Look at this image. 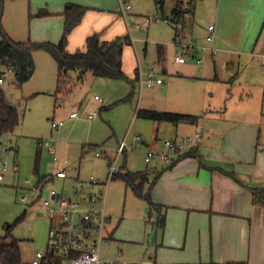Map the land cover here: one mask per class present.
Segmentation results:
<instances>
[{"label": "rangeland", "instance_id": "obj_1", "mask_svg": "<svg viewBox=\"0 0 264 264\" xmlns=\"http://www.w3.org/2000/svg\"><path fill=\"white\" fill-rule=\"evenodd\" d=\"M7 2H0L6 31L15 41L37 42L30 35L34 26L32 20L37 19L29 17L25 1H22L23 17L18 3L12 2L8 8ZM188 2L184 1L186 5ZM129 3L132 10L127 16L130 25L128 27L126 22V26L130 29L132 49L125 57L128 79L109 80L88 74L82 82L73 72L60 89L57 65L54 63L53 70L48 69L47 60L52 62L51 57L43 50L34 52L36 71L29 82L20 86L11 71L2 75L4 83L0 86L10 103L19 109L21 124L14 133L0 139V238L11 227V234L20 241L24 264H30L35 252L46 250L50 220L38 213L44 208L43 201L50 199V191L63 192L76 199L75 190L81 186L90 188L91 177L108 184L106 214L111 218L114 232L118 230L134 239L139 234L142 236L141 242H129L124 248L112 240L109 245L102 246V256L107 260L116 259L118 252H122L126 264L142 260L155 233L146 223L149 205L124 181L112 179L107 183V159L96 156L97 153L112 156L119 143L126 140L127 154L119 161L121 168L126 165L125 170L134 173L147 167L150 170L157 164L153 160L148 166L141 144L134 142L136 135L149 140L158 126L154 121L139 117V110L185 113L184 109H188L186 97L190 93L191 97L204 104L208 102V107H216L227 89H231L230 81L234 77H237L235 94L251 95L244 106H251L255 112V108L263 105L264 72L256 71L258 58L251 60L245 54L253 52L256 45L257 49L262 46L264 51V0H196L191 14L193 40L185 28L177 41L174 39L176 24L172 20L169 23L164 20L154 0H130ZM173 5V0H166L165 11L169 19ZM139 14L158 19L147 30L137 29L138 18L135 15ZM210 25L215 27V38L213 43L207 44L206 30ZM178 26L182 34V25ZM218 40L224 43L215 44ZM179 42L187 45L193 42L196 51L202 46H211L217 50V55L200 49L199 56L179 64L176 57L184 56L182 47L176 45ZM162 45L165 60L160 63L159 48ZM228 55L232 59L226 60ZM207 56L215 58L214 68L209 65ZM197 59H203L201 66L195 63ZM136 67L145 80L154 69V78H161L164 84L145 85L141 89L140 81L133 75ZM95 96L100 97L101 103L95 101ZM223 107L224 113L229 104ZM75 110L81 117L74 126L68 116ZM93 111L97 112L98 119L86 120L84 115ZM61 120L65 125L53 133L52 122ZM51 138L55 139L54 149L37 148L40 140ZM56 157L67 161L68 179H55L53 183H46L42 191L33 193L32 188L39 179L54 171ZM3 164H6V171L2 170ZM36 169L39 175L35 174ZM24 196L28 197L25 202L22 201Z\"/></svg>", "mask_w": 264, "mask_h": 264}, {"label": "crops", "instance_id": "obj_2", "mask_svg": "<svg viewBox=\"0 0 264 264\" xmlns=\"http://www.w3.org/2000/svg\"><path fill=\"white\" fill-rule=\"evenodd\" d=\"M7 1L6 7L8 8L11 7L12 2L20 5L21 16L24 5L22 1H25V9L28 11L29 17L37 19L32 20L36 30L33 26L30 34L31 38L37 42H50L53 44H58L63 36L66 9L72 4L84 7L86 12L81 23L68 36L67 50L69 52L84 51L87 38L93 34H99L100 38L105 41L129 36L130 42L124 45L122 53V70L124 73L127 72L125 57L127 52L132 49V40L128 24V27L126 26L127 21L123 19L120 12L119 0ZM194 3L191 5L190 11L183 16L182 24H180L182 25V34L179 31V26L177 30L175 28V41L180 35H183L185 28L187 34L193 40L194 28L191 25V14L194 10ZM157 11L160 12L158 9ZM164 12L166 14V11ZM40 13L44 14L39 15ZM135 16L138 18L145 15ZM166 17L169 18V15L166 14ZM164 20L169 23L166 19ZM4 23H6L5 20ZM206 32H208V29ZM221 42L223 41L221 40ZM221 42L218 40L215 44L222 45ZM207 44L210 43L207 42ZM176 45L182 47L184 44L179 42ZM160 47L162 48L164 61L165 48L163 45ZM255 47L253 52L245 55L251 60L258 58L256 71L261 73L264 72L262 66L264 51L262 46L259 49H257V45ZM194 49H192L191 56L187 57L184 62H176L185 64L188 60L199 56L200 51L198 50L202 48H197V51ZM212 55L215 56L217 53H212ZM50 57L52 62L47 60V65L49 70H53L56 61L51 55ZM231 57L228 55L226 60L232 59ZM207 58L209 65L214 68L216 66L215 58H210V56H207ZM197 60L195 63L201 66L203 61L198 63ZM73 72L78 75V80L82 82L88 74H91L86 73L81 79L79 72L71 71L69 72L70 78ZM134 72L135 79L140 81L142 72L137 67ZM215 78L219 80L217 76ZM236 78L234 77L230 81L231 89H227L222 102L216 107H208V102L204 104L201 100L191 97V93L187 95L186 106L188 109H184L186 111L184 114L200 116L197 124L182 123L174 125L168 122L158 123L154 121L158 123V126L149 140L145 141V138H143V141H139L136 139L137 135L135 136L134 142L141 144V148L145 152V163L148 166L153 160L157 163L150 170L148 167L146 169L150 173V183L145 187V190L151 188L153 202L162 206L161 213L164 216L165 224L163 228L154 224L157 222L158 214L149 215L148 206V220L146 223L152 226L155 232L154 238L149 245L146 256L144 255L141 261H129L130 264H264V206L254 200L255 190H264V86L263 105L255 108V112H252L251 106L248 108L244 106V102L251 97L250 93H238L236 95L234 92ZM164 82L157 85H163ZM144 86L140 84L141 89ZM95 101L101 103L100 100L95 99ZM226 103L229 104V107H226L227 110L225 109L226 111L223 113V106ZM70 114L68 119L74 122V126L77 125L78 119L81 117L80 113L75 118H71ZM64 125L65 123L60 127ZM52 132L55 131L52 130ZM197 133L200 134V141L195 156H185L172 163L164 162L159 158H153L149 163L146 162L149 150L162 151L165 149V141L173 140L183 143L188 136ZM49 140H52L50 146L40 143L37 148L54 149L55 139L51 138ZM116 154L117 150L112 156H116ZM126 154L127 150L119 156L118 163ZM107 156L111 157V155ZM54 164V171L42 177L44 181L39 189L43 190L46 183H53L55 179H68L67 161L63 162L61 157H56ZM124 167L121 168L120 173L128 172ZM59 169L66 170V178L55 175ZM157 175H159V178L151 187L150 184ZM90 182L91 179L89 181L90 188L81 186L75 190L76 199L64 195L63 192H57L61 196L64 195L72 201L81 202L85 205L90 193H99V187H92ZM38 214L45 216L44 208ZM51 224L50 221V227ZM105 236L106 240L102 243L101 249L104 244L109 245L112 240L123 248L129 242L142 241L140 234L134 239L131 236L121 234L118 230L114 232L111 227L110 216H108ZM100 253L102 256V251Z\"/></svg>", "mask_w": 264, "mask_h": 264}, {"label": "trees", "instance_id": "obj_3", "mask_svg": "<svg viewBox=\"0 0 264 264\" xmlns=\"http://www.w3.org/2000/svg\"><path fill=\"white\" fill-rule=\"evenodd\" d=\"M195 1L189 0L186 6L183 0H173L174 5L170 20L176 24V30L178 25L182 24L183 16L190 11V7ZM154 2L163 18L168 20L169 18L166 17L164 12L166 0H154ZM85 12L86 9L84 7L74 4L69 6L64 13L65 27L63 36L58 44H53L50 42L15 41L10 37L2 23V11L0 10V79L5 71H11L20 86L27 83L35 72L34 52L37 50L47 52L56 61L58 65V88L60 89L67 79L70 78L69 72L71 71L79 72L81 79L86 73L108 79H128L122 70V53L124 45L130 42L129 36L105 41L100 38L99 34H93L87 38L84 51L69 52L67 50L68 36L81 23ZM43 14L40 13L39 15ZM159 60L160 63L163 62L161 47L159 49ZM137 115L158 123L168 122L174 125L182 123L195 125L200 119L198 115L155 110H139ZM20 124L21 115L19 109L10 103L4 89L0 86V139L6 134L14 133ZM195 155L196 149H192L185 156ZM36 175H39L37 169ZM158 178L159 175L150 184L151 187ZM114 179L124 181L126 186L131 188L136 196L144 198L149 205V215L158 214L157 222L154 224H157V227H164L165 219L161 213L162 206L153 202L151 188L145 190V187L150 183L149 170L119 173ZM43 181L44 178H40L38 181L39 185H37L40 186ZM254 200L264 206V190H255ZM11 232V227H9L7 234L0 238V264H24L20 241L13 237ZM42 264H64V258L58 255H51Z\"/></svg>", "mask_w": 264, "mask_h": 264}, {"label": "built area", "instance_id": "obj_4", "mask_svg": "<svg viewBox=\"0 0 264 264\" xmlns=\"http://www.w3.org/2000/svg\"><path fill=\"white\" fill-rule=\"evenodd\" d=\"M120 12L127 21L128 26V14L132 7L127 0H119ZM158 19L155 16H140L138 17L137 29H148L153 21ZM168 21V20H167ZM214 25L208 27L206 34V40L208 43L214 41ZM183 55L177 56V62H184L187 57L192 54V49L195 48L194 43L183 46ZM211 51L213 54L217 53V50L213 47H201ZM203 59H198V63H202ZM262 66L264 67V53L262 55ZM155 71L152 69L146 78H143L141 74L140 84L152 87L156 84H161L163 81L161 78H154ZM3 79H0V84H3ZM96 100H100L99 96H95ZM78 112H72L71 118L78 117ZM86 119L94 120L98 117L97 112L88 113L84 116ZM63 121H53L52 130L56 131ZM136 139L143 141L141 135H137ZM200 141V134H194L188 136L185 142L180 143L173 140H167L164 142L165 149L162 151L149 150L146 156V162L149 163L153 158L162 159L164 162H173L177 159L184 157L189 150L197 149ZM45 145H51L52 140L39 141ZM127 149V142L121 141L117 147L116 156H107L106 153L99 154L98 157H106L109 168L108 182L112 180L117 174L121 172L118 159ZM2 170H6V164L2 165ZM57 177L66 178L67 173L65 169H59L55 174ZM0 179L2 176L0 175ZM92 187H99L98 194H89L85 205L81 202L72 201L66 196H61L56 190L50 191V199L43 201L44 215L47 216L52 222L50 230L48 232V241L45 251H37L34 253L30 264H42L51 255H58L64 258V264H126L121 252L118 253L116 259H104L101 256V245L106 240L105 229L108 224V216L106 214V190L107 185L101 183L98 179L92 177L90 182ZM34 191L40 190L39 186L32 188ZM59 195V197H58ZM58 197V199H57ZM28 197L24 196L22 201H27Z\"/></svg>", "mask_w": 264, "mask_h": 264}]
</instances>
